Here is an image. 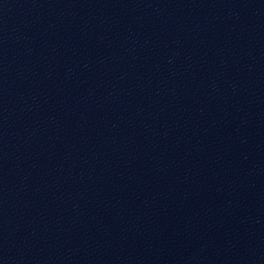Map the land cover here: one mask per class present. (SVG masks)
Segmentation results:
<instances>
[{
  "label": "water",
  "instance_id": "1",
  "mask_svg": "<svg viewBox=\"0 0 264 264\" xmlns=\"http://www.w3.org/2000/svg\"><path fill=\"white\" fill-rule=\"evenodd\" d=\"M0 264H264V0H0Z\"/></svg>",
  "mask_w": 264,
  "mask_h": 264
}]
</instances>
